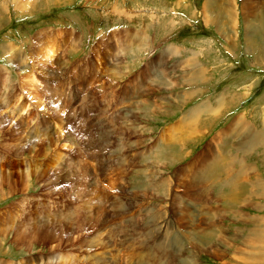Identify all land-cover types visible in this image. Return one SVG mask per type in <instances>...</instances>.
Listing matches in <instances>:
<instances>
[{
	"label": "rangeland",
	"instance_id": "374dc122",
	"mask_svg": "<svg viewBox=\"0 0 264 264\" xmlns=\"http://www.w3.org/2000/svg\"><path fill=\"white\" fill-rule=\"evenodd\" d=\"M263 50L264 0H0V264H264L259 182L216 180L236 137L264 177L228 129L264 117Z\"/></svg>",
	"mask_w": 264,
	"mask_h": 264
},
{
	"label": "crops",
	"instance_id": "0c3cea01",
	"mask_svg": "<svg viewBox=\"0 0 264 264\" xmlns=\"http://www.w3.org/2000/svg\"><path fill=\"white\" fill-rule=\"evenodd\" d=\"M139 41H141L142 42V40L140 39ZM158 39L156 38V43H158ZM141 42H140V44H141ZM132 44V43H131ZM143 51H147V52H149L150 51V42H149V40L146 42V43H144L143 42ZM136 46H138V45H136L135 44V42H134V45L132 44L131 45V47H132V50H134V49H136L137 50V47ZM146 48V49H145ZM169 52H170V54H172V51L170 50V48H169ZM182 53H184L183 51H181ZM185 54V53H184ZM165 55L167 56L168 54L167 53H165ZM187 56V55H186ZM184 58H185V56H183ZM186 59H187V57H186ZM263 112H264V104H263ZM186 108V107H185ZM208 111H210V110H208ZM181 113V112H180ZM194 115V114H193ZM194 116H196V115H194ZM199 117H204V115H200ZM260 117H261V121H260V123H259V128H257V129H255V128H253L252 126H250L249 128H240V125H237V126H234L235 125V123H236V121L240 118H236L230 125H229V131H231V132H233V133H235V134H237L238 132H245V136L247 137V138H245V139H243V140H241L242 142L243 141H245V143H247V144H252L253 145V147H256V149H261V150H259V151H261L262 152V154L261 153H259V156L260 157H262V159H263V161H264V117H263V114H262V109H261V115H260ZM187 121H190V120H187ZM252 124V123H251ZM185 125V124H184ZM253 125V124H252ZM232 127H234V128H232ZM178 128H182V123L180 124V126L178 127ZM184 128V127H183ZM223 128H219L218 130H217V132H214L215 134L217 133H219L221 130H222ZM247 133V134H246ZM216 136V135H215ZM214 135L212 136V139L215 137ZM178 139V138H177ZM177 139H174V140H170V142H169V146L167 147V149L168 150H172V147H173V145H176L177 146ZM235 141V142H234ZM176 143V144H175ZM188 143H186V144H182L181 143V141H178V149H182L183 150V152H185V154H187V150H189L190 149V146L189 145H187ZM238 145H239V140H238V138L236 137V138H234L232 141H231V143H230V146H229V148H228V151H227V163H228V166L227 165H224V166H222V165H220V163H218V161H216V159H215V161H214V163H216V165L217 166H222V167H224V169H225V171L224 172H220V173H217V178H216V180H218L221 184H223L224 186H226V189H228V190H231L232 192H234L235 193V195L237 196V193H239L240 191L238 190V189H242V190H245V188H244V186H243V184L240 182V180H239V183H238V186L237 187H233V185L232 184H230L231 183V181H235V180H237V179H239V178H241L242 177V180H245V182H246V187H247V192H245V197H249V198H251V197H255L256 196V194H257V191H258V182H259V185H260V192L261 193H264V177H260V178H258L257 176H255V175H253L252 177L250 176L249 177V174H250V170H252L251 168H249V169H246V168H248V166H246V165H248V164H251L250 162L252 161V159L250 158H246L243 162L242 161H238V159H235V157H236V155L238 154H236V151H237V147H238ZM175 146V147H176ZM231 148H235V151H230L229 149H231ZM185 150V151H184ZM204 151V149L203 150H197L195 153H192L190 156H188V158H187V160H186V168H188L190 165H191V163H192V161L199 155V154H201V152H203ZM220 151L222 152L223 151V148H220ZM220 152V153H221ZM252 156H255L256 158H257V155H252ZM238 157L239 158H241L242 157V151H240L239 152V154H238ZM216 158L218 159V156H216ZM257 161H258V158H257ZM240 166V168H239V170L237 171V168ZM244 166H245V168H244ZM257 172H259V169H257ZM262 172H264V169H262ZM221 184L220 185H217V186H215V184L212 182L211 184H210V189H209V193H208V195L210 194V200H208L207 202H206V206L210 209V210H212L213 212L214 211H217V210H215V208H214V203H212V201H213V199L215 198V196H216V190H217V187L218 186H221ZM257 188V189H256ZM252 189H255L256 190V192L255 191H253L252 192ZM225 190V189H224ZM211 192V193H210ZM253 193V194H252ZM223 197H225V196H222V198ZM230 199L229 198H227V199H225V200H223L225 203H227L228 201H229ZM223 201H222V203H223ZM245 201H246V198H245ZM245 201H243L241 204H240V206H242V205H244L245 204ZM250 202V201H249ZM246 211V210H245ZM245 211H243L242 210V212L243 213H246ZM241 211L239 212V214L240 213H242ZM217 213H220L219 211L218 212H216V214ZM215 215V214H214ZM217 216V215H216ZM223 221V220H222ZM216 222H219L218 221V219L214 222V223H216ZM215 227L217 228V229H221L222 227H223V225H222V222H220V223H216L215 224ZM223 230V232L225 231L224 229H222ZM225 233V232H224Z\"/></svg>",
	"mask_w": 264,
	"mask_h": 264
},
{
	"label": "bare ground",
	"instance_id": "6f19581e",
	"mask_svg": "<svg viewBox=\"0 0 264 264\" xmlns=\"http://www.w3.org/2000/svg\"><path fill=\"white\" fill-rule=\"evenodd\" d=\"M211 11H212V9H211ZM211 13H212V12H211ZM210 18H212V17H210ZM248 43H249V42H248ZM258 47H259V46H258ZM249 49H250V48H249ZM254 49H257V48L254 47L253 50H254ZM263 51H264V50H263ZM50 52H51V51H50ZM254 52H255V51H254ZM54 54H55V52H52V53H51V56H53ZM258 55H259V56L262 55L261 52H259ZM128 65H129V64H128ZM201 75H202V74H201ZM34 78H35V77H34ZM200 79H201V78H200ZM36 82L38 83L37 80H36ZM36 82H35V83H36ZM34 85H35V84H34ZM34 85H33V86H34ZM134 103H135V102H134ZM204 108H205V107H204ZM193 114H194V115H197L198 112L195 111ZM199 115H200V114H199ZM197 116H198V115H197ZM241 121H242V118H239V119L237 120V122H236L237 125H239V124L241 123V124H240V128H249V127H250V126H248V124H246V123L243 122V121L241 122ZM237 125H236V126H237ZM234 126H235V125H234ZM161 246H162V245H161Z\"/></svg>",
	"mask_w": 264,
	"mask_h": 264
}]
</instances>
